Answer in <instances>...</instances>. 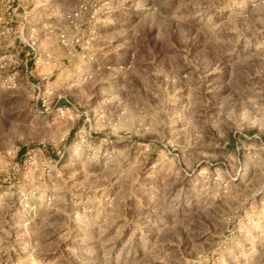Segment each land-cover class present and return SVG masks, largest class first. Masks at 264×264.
<instances>
[{
  "label": "clouds",
  "instance_id": "clouds-1",
  "mask_svg": "<svg viewBox=\"0 0 264 264\" xmlns=\"http://www.w3.org/2000/svg\"><path fill=\"white\" fill-rule=\"evenodd\" d=\"M0 264H264V0H0Z\"/></svg>",
  "mask_w": 264,
  "mask_h": 264
}]
</instances>
